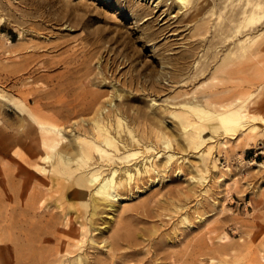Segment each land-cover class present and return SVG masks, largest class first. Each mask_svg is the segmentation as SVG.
Segmentation results:
<instances>
[{
  "label": "rangeland",
  "instance_id": "rangeland-1",
  "mask_svg": "<svg viewBox=\"0 0 264 264\" xmlns=\"http://www.w3.org/2000/svg\"><path fill=\"white\" fill-rule=\"evenodd\" d=\"M159 1L0 0V90L12 100L9 115L0 116L7 127H0V264H264V129L226 138L228 149L218 147L224 136L201 129L200 149L214 147L210 176L189 173L199 157L178 148L187 158L185 176L174 167L158 185L145 178L143 194L126 196L112 220L103 214L91 222L73 188L75 168L34 171L7 140L20 127L24 97L32 107L36 95L48 105L37 114L66 134L113 100L129 125L162 130L176 149L186 134L168 108L201 100L214 85L224 96L253 94L248 104L264 118V49L262 65L229 83L215 70L219 58H210L241 39L211 34L226 3L205 0L194 25L175 0L155 10ZM256 31L264 32V19ZM113 84L122 97H113Z\"/></svg>",
  "mask_w": 264,
  "mask_h": 264
},
{
  "label": "bare ground",
  "instance_id": "bare-ground-1",
  "mask_svg": "<svg viewBox=\"0 0 264 264\" xmlns=\"http://www.w3.org/2000/svg\"><path fill=\"white\" fill-rule=\"evenodd\" d=\"M175 1L179 6V12L186 10L187 14L185 15H187V20L190 23L198 20V17L200 18L199 12L205 0ZM229 1L231 0H222L226 5L222 3L223 7L220 8L222 9L220 12L224 11L226 15L223 12L224 17L223 15L220 16L222 14L220 13L219 18H216L226 23L223 24L219 20L221 24H215L216 28L212 27L215 32L211 34L212 36L215 34L214 38H219L222 34L231 32L229 36H240L241 39L238 40L233 49H228L222 54L221 51L213 50L215 51L214 55L210 57H213L212 59L219 58L215 70L225 75L222 80L228 83L239 78L255 65H262V48L264 49V32H250L254 28L257 29V25L264 19V0H233L228 5ZM164 2L166 0L157 2L154 9L163 7ZM3 9L4 6L0 4V10ZM168 11H164L163 14L166 13L169 16ZM211 20L213 21V19ZM2 21L3 18L0 16V24ZM193 24L195 25V22ZM204 26V21L200 19L195 29L200 31ZM221 42L223 41L221 40ZM214 45L216 46V44ZM234 57H238L240 61L237 59L238 62L232 63ZM256 78L262 79V71H257ZM213 80L221 79L215 76ZM1 84L0 81V87ZM220 85L223 86V84ZM218 86L211 87L201 100L194 101L195 97H193L192 102L180 105L178 111L172 107L168 108V113L178 120L179 126L186 134L183 146L182 143H179L177 149L162 130L135 129L134 126L129 125L121 109L114 104L113 100L109 102L108 106L97 104L99 108L94 120L91 122L82 121L81 126L75 125V129L66 134L63 127L55 125L53 118L40 117L37 114L41 106H48L42 103L44 97L41 95H36L33 98L34 105L32 107H30L31 100L24 97L25 104L21 108L22 114H18L20 127L16 133L7 137V140L14 147L17 145L21 147L20 152L27 156V163L34 171L42 172L43 165H47L46 171L48 173L63 175V173L65 174L64 167L75 168L74 171H71L76 174L73 188H75V193L79 196L80 202L90 209V222L91 219L103 214L112 220L113 214L118 209L117 204L124 203L126 196L127 199L128 197L132 199L135 190H137L136 193L143 194L144 190H141L140 183L146 181L145 178L153 177L154 179L149 180L150 183L148 184L150 186L158 185L162 180L169 177L168 173L174 167L178 176L186 175L187 172L183 165L187 158L182 156V151H179L180 149L183 150L184 146L186 149H190V153L198 156L199 163H201L200 166L192 164L191 170H187L189 173L196 175L206 173L209 175L213 169L217 168L213 160L214 147L205 150L200 149L204 145V142L201 141L203 133L201 129H211L213 133L219 135L218 137L224 136L223 142L218 143V147L222 149L229 148L226 138L236 140L239 133L248 132L253 135V133L264 129V118L258 115L261 111L256 108L252 109L256 103L248 104L253 94L248 95L247 92H243L238 95L224 96L217 89ZM112 89L115 90L112 94L114 98L122 97L121 89L118 86ZM19 95L25 96L21 92ZM11 101L6 92L0 90V116L9 115L11 110L6 107V103ZM260 102L259 104L262 105ZM153 105L155 106V103ZM79 126L80 129H77ZM0 127L7 129L1 120ZM87 127L88 129H85ZM10 148L12 147L10 146ZM178 148L180 149L178 150ZM53 159L55 161L49 164ZM240 160L243 161L242 158ZM258 165L261 166L262 164ZM196 175L191 179L196 180ZM144 188L146 189V187ZM197 205L199 206V204ZM182 221L187 223L188 217L185 216ZM188 223L192 225L190 222ZM99 229L104 231L105 228ZM77 264H85V259L80 258Z\"/></svg>",
  "mask_w": 264,
  "mask_h": 264
}]
</instances>
